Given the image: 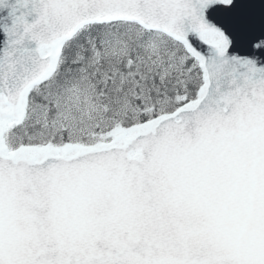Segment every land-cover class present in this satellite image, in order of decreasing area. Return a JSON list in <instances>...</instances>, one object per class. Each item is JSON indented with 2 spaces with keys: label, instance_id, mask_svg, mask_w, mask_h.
Returning <instances> with one entry per match:
<instances>
[{
  "label": "snow or ice",
  "instance_id": "snow-or-ice-1",
  "mask_svg": "<svg viewBox=\"0 0 264 264\" xmlns=\"http://www.w3.org/2000/svg\"><path fill=\"white\" fill-rule=\"evenodd\" d=\"M0 264H264V0H0Z\"/></svg>",
  "mask_w": 264,
  "mask_h": 264
}]
</instances>
